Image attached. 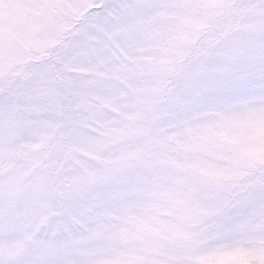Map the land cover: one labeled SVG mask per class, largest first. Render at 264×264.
Segmentation results:
<instances>
[{
	"label": "snow or ice",
	"instance_id": "snow-or-ice-1",
	"mask_svg": "<svg viewBox=\"0 0 264 264\" xmlns=\"http://www.w3.org/2000/svg\"><path fill=\"white\" fill-rule=\"evenodd\" d=\"M0 264H264V0H0Z\"/></svg>",
	"mask_w": 264,
	"mask_h": 264
}]
</instances>
